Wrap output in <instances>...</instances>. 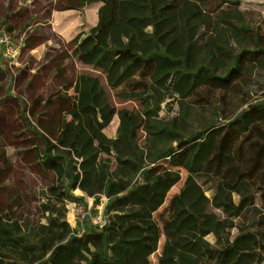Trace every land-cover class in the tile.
Returning a JSON list of instances; mask_svg holds the SVG:
<instances>
[{"label": "trees", "instance_id": "obj_1", "mask_svg": "<svg viewBox=\"0 0 264 264\" xmlns=\"http://www.w3.org/2000/svg\"><path fill=\"white\" fill-rule=\"evenodd\" d=\"M67 1L100 5L71 58L138 103L147 155L143 117L112 106L97 77L61 85L42 117L30 111L34 161L50 182L37 207L10 195L0 208V264H147L160 235L157 264H264V100L230 97L264 69V33L240 0ZM147 160L187 174L157 218L172 180ZM75 191L106 200L102 224L80 234L66 220Z\"/></svg>", "mask_w": 264, "mask_h": 264}, {"label": "rangeland", "instance_id": "obj_2", "mask_svg": "<svg viewBox=\"0 0 264 264\" xmlns=\"http://www.w3.org/2000/svg\"><path fill=\"white\" fill-rule=\"evenodd\" d=\"M240 2V10L246 14L250 28L264 33V0ZM67 6L63 0H0V20L5 14L12 16L7 25L0 26V40L6 39L9 43L6 52L0 42V208L7 205L10 195H18L28 207H37V197L50 182V178L38 170L34 161L33 150H40L41 143L33 134L35 119L30 116V111L35 107V116L42 117L44 103L41 102L52 96L61 84L72 85L78 74L95 76L108 94L112 106L142 116L138 103L124 102L118 97L122 88L116 89L104 72L70 59V39L76 33L88 32L94 27L97 14L95 6L86 7L79 10L75 14L77 18L71 21L65 19L70 13H59L68 11ZM8 27L13 28L9 30ZM238 91L237 88L230 95L238 102L245 99L249 102L264 100V69L255 71L247 81V86L243 88L247 95ZM237 106L239 104L236 102ZM161 115L164 116V112ZM143 120L138 145L146 157L145 117ZM117 126L118 119L115 117L104 134L115 138ZM146 162L151 172L169 176L172 180L163 199L154 208L153 217L157 218L170 198L179 192L187 174L165 163ZM74 195L81 200L66 205L69 225L79 234L86 227L100 226L105 198L95 202L80 191H75ZM162 243L163 237L160 235L158 247L148 255L147 264H157Z\"/></svg>", "mask_w": 264, "mask_h": 264}, {"label": "crops", "instance_id": "obj_3", "mask_svg": "<svg viewBox=\"0 0 264 264\" xmlns=\"http://www.w3.org/2000/svg\"><path fill=\"white\" fill-rule=\"evenodd\" d=\"M64 2L67 3V5L69 6V2L67 0H63ZM68 6H67V9H68ZM91 6H95V10H96V14H97V11H98V8H99V4H94V5H91ZM90 7V6H89ZM86 8V7H85ZM80 10V9H79ZM79 10H68V11H62V12H59V13H70V15L68 17H65V19H68V20H71L73 21L74 19H76L77 17H75V14L79 11ZM12 19V16L9 15V14H5L3 15L2 19L0 20V26L1 25H7L10 20ZM96 23H97V20H96ZM9 26V25H8ZM3 28V27H2ZM11 28L13 27H8V29L10 30ZM79 34V33H78ZM77 35V33L70 39L71 41L73 40V38ZM70 41V42H71ZM70 59L71 58V53H70ZM73 60V59H72ZM75 61V60H73ZM76 62V61H75ZM78 63V62H77ZM80 64V63H79ZM79 75V74H78ZM75 81V80H74ZM62 85V84H61ZM74 85V83L72 84V86ZM61 86H59L60 88ZM72 89V88H71Z\"/></svg>", "mask_w": 264, "mask_h": 264}, {"label": "built area", "instance_id": "obj_4", "mask_svg": "<svg viewBox=\"0 0 264 264\" xmlns=\"http://www.w3.org/2000/svg\"><path fill=\"white\" fill-rule=\"evenodd\" d=\"M0 42H1V44H2L1 46L4 47L5 50H6V52H7L8 49H9V43L7 42V40H6V39H1ZM75 204H76V203H75Z\"/></svg>", "mask_w": 264, "mask_h": 264}]
</instances>
